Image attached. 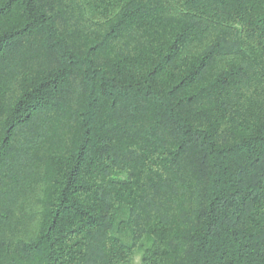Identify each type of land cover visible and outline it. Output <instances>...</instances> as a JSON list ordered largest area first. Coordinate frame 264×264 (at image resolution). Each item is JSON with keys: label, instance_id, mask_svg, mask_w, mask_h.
Returning a JSON list of instances; mask_svg holds the SVG:
<instances>
[{"label": "trees", "instance_id": "16d2710c", "mask_svg": "<svg viewBox=\"0 0 264 264\" xmlns=\"http://www.w3.org/2000/svg\"><path fill=\"white\" fill-rule=\"evenodd\" d=\"M264 264V0H0V264Z\"/></svg>", "mask_w": 264, "mask_h": 264}, {"label": "rangeland", "instance_id": "374dc122", "mask_svg": "<svg viewBox=\"0 0 264 264\" xmlns=\"http://www.w3.org/2000/svg\"><path fill=\"white\" fill-rule=\"evenodd\" d=\"M139 261H140V257H139V255H137V256L135 257V259H134V261H133L132 264H139Z\"/></svg>", "mask_w": 264, "mask_h": 264}]
</instances>
